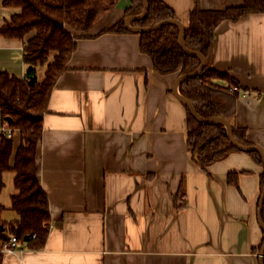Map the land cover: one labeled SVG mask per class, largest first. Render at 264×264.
<instances>
[{
  "label": "crops",
  "instance_id": "obj_1",
  "mask_svg": "<svg viewBox=\"0 0 264 264\" xmlns=\"http://www.w3.org/2000/svg\"><path fill=\"white\" fill-rule=\"evenodd\" d=\"M164 1L187 27L196 0ZM243 1L199 4L214 10ZM131 3L120 0L90 33L118 22ZM16 11L0 0V26ZM33 34L0 35V73L25 77L24 42ZM139 39L107 32L78 40L52 90L37 153L51 213L47 241L40 249L21 243L1 264H261L264 164L240 150L201 165L188 149L187 106L173 88L178 75L158 73ZM212 67L247 90L235 122L264 150V12L220 23ZM4 124L0 111V131ZM12 138L15 152L20 131ZM3 193L4 220L18 218L16 188L9 201Z\"/></svg>",
  "mask_w": 264,
  "mask_h": 264
},
{
  "label": "trees",
  "instance_id": "obj_2",
  "mask_svg": "<svg viewBox=\"0 0 264 264\" xmlns=\"http://www.w3.org/2000/svg\"><path fill=\"white\" fill-rule=\"evenodd\" d=\"M120 0H2L5 7L16 13L0 26V35L9 39L24 40L23 59L28 70L23 78L0 73V111L6 125L19 130L21 141L14 152V141L0 131V194L5 187L4 175L14 172L16 193L12 195L11 208L18 218L5 221L7 209L0 203V264L4 251L2 242L15 235L31 249L42 248L48 238L51 213L48 196L38 174L37 153L43 135L44 114L48 112L52 90L60 75L68 69V61L80 39L94 38L103 33L132 32L125 26V19L138 15L144 9L142 0H132L124 16L112 26L91 34L92 29L106 17ZM148 13L133 25L149 27L167 19H177L174 8L164 0H148ZM264 12V0H244L241 5L225 9H203L199 0L190 13L185 30V43L191 51L202 53L206 59L204 69L179 84L180 93L194 105L204 118L227 119L235 139L243 145H253L246 136V129L236 125L239 93L232 86L242 88L229 73L212 67L213 44L216 30L224 20L238 21L250 13ZM140 50L149 55L155 70L160 74L191 73L198 69L201 60L187 53L180 44V27L166 23L151 31L138 32ZM46 65L42 82L30 80L37 74V67ZM147 79V78H146ZM187 145L192 156L204 167L240 151L228 136L221 123L197 120L187 107ZM263 164L259 151H248ZM238 174L230 172L228 181L238 183ZM264 190V170L261 173V195ZM260 195V198H261ZM260 201V200H259ZM182 208L183 203L178 204ZM264 222V204L262 208ZM29 235L30 239L24 238ZM264 246V230L260 251Z\"/></svg>",
  "mask_w": 264,
  "mask_h": 264
},
{
  "label": "water",
  "instance_id": "obj_3",
  "mask_svg": "<svg viewBox=\"0 0 264 264\" xmlns=\"http://www.w3.org/2000/svg\"><path fill=\"white\" fill-rule=\"evenodd\" d=\"M142 1H143V5H144V9H143L142 13H140L138 15H131V16L126 17V19H125L126 28L132 32L138 33V32L151 31V30L156 29V28H158L161 25H164L166 23H176L180 27V44H181V47L187 53L192 54V55H196L201 60V65L198 67V69H196L195 71H193L191 73L181 74L176 78L174 86H173L175 95L188 107V109L191 111V113L194 115V117L197 120H200L202 122H207V123H221V124L225 125V127L228 130V136H229L230 141L234 145H236L240 150L246 151V152H248V151H259L262 155L263 164H264V150L262 148H260L259 146H256V145H243V144L238 143L235 139V136L233 133V128L227 119L222 118V117H215V118H204V117H202L198 113V111L196 110L194 105L191 103V101L188 100L185 96H183L180 93V91L177 90V85L180 84L181 81L185 80L186 78L198 75L204 69L206 62H207V59L202 53L191 51L190 49H188V47L186 46V43H185L186 27L182 23V21H180L178 18L177 19H167V20H164L158 24H155V25H152L149 27H139V26L133 25L132 24L133 21L144 17L148 13L149 6H150L149 1L148 0H142ZM36 80H37V77L33 76L30 80V84H34ZM263 204H264V190H263V193H262L260 201H259V210H258V218H259V222H260L262 230H264V222L262 220ZM29 239H30L29 235H27L24 238L25 241H28ZM260 263L264 264V246L260 252Z\"/></svg>",
  "mask_w": 264,
  "mask_h": 264
},
{
  "label": "built area",
  "instance_id": "obj_4",
  "mask_svg": "<svg viewBox=\"0 0 264 264\" xmlns=\"http://www.w3.org/2000/svg\"><path fill=\"white\" fill-rule=\"evenodd\" d=\"M230 89L234 92L239 93L240 95L247 93V90L235 86H232ZM1 131L5 132L9 137H11L13 133L12 130L6 125V123L4 124V127ZM20 248L21 242L15 235H11L7 240L3 241L1 245V250L4 252H12Z\"/></svg>",
  "mask_w": 264,
  "mask_h": 264
},
{
  "label": "rangeland",
  "instance_id": "obj_5",
  "mask_svg": "<svg viewBox=\"0 0 264 264\" xmlns=\"http://www.w3.org/2000/svg\"><path fill=\"white\" fill-rule=\"evenodd\" d=\"M47 66L46 65H39L37 67V81L38 82H42L43 79L45 78V72H46ZM13 177H14V172L13 171H8L5 173V187H4V193L2 194L3 201H6L5 199H7V201H9V196L8 193L10 190H15V187L13 185ZM11 210V209H10ZM7 211H9V209H7ZM13 212V211H12Z\"/></svg>",
  "mask_w": 264,
  "mask_h": 264
}]
</instances>
